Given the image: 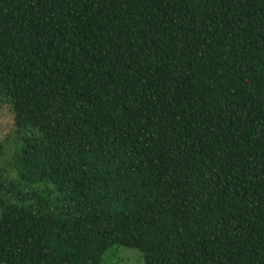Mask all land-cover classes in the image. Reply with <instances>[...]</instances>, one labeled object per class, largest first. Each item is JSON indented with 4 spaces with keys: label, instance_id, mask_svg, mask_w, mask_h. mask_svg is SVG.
Wrapping results in <instances>:
<instances>
[{
    "label": "trees",
    "instance_id": "16d2710c",
    "mask_svg": "<svg viewBox=\"0 0 264 264\" xmlns=\"http://www.w3.org/2000/svg\"><path fill=\"white\" fill-rule=\"evenodd\" d=\"M0 85V264H264V0H0Z\"/></svg>",
    "mask_w": 264,
    "mask_h": 264
},
{
    "label": "rangeland",
    "instance_id": "374dc122",
    "mask_svg": "<svg viewBox=\"0 0 264 264\" xmlns=\"http://www.w3.org/2000/svg\"><path fill=\"white\" fill-rule=\"evenodd\" d=\"M20 143L15 115L0 85V175L8 184L18 182L15 163ZM103 264H146V261L136 249L113 247L103 256Z\"/></svg>",
    "mask_w": 264,
    "mask_h": 264
}]
</instances>
